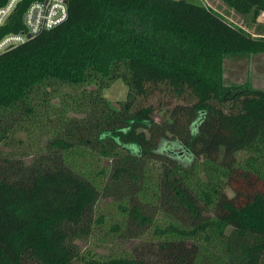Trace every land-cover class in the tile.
<instances>
[{"label":"trees","instance_id":"1","mask_svg":"<svg viewBox=\"0 0 264 264\" xmlns=\"http://www.w3.org/2000/svg\"><path fill=\"white\" fill-rule=\"evenodd\" d=\"M69 3L0 53V264H264V88L225 78L264 33L195 0ZM107 179L124 189L101 210ZM94 228L136 243L83 249Z\"/></svg>","mask_w":264,"mask_h":264},{"label":"rangeland","instance_id":"2","mask_svg":"<svg viewBox=\"0 0 264 264\" xmlns=\"http://www.w3.org/2000/svg\"><path fill=\"white\" fill-rule=\"evenodd\" d=\"M200 2V0H195ZM215 3V1H214ZM213 5L216 12L221 14L230 22L235 25L242 27L243 29L252 32L255 35H260L264 33V13L256 18L252 12L241 13L227 5L225 2H220ZM215 9H212L215 11ZM225 78L228 83H241L247 80L251 81L253 85L259 88H264V53L254 54L251 56H233L228 57L225 61ZM128 92V86L121 80H116L111 86L104 89V95L117 106V103L121 100L126 99ZM159 119V116H156ZM3 150L7 151L5 147ZM32 156L24 159L26 162L32 161ZM124 186H119L116 183H111L108 179L104 182V189L100 200L97 202V206L102 210L104 206L109 205V203L115 198L119 197L123 192ZM229 194H232L231 189H227ZM122 197V196H121ZM99 210V208H98ZM103 231L108 232L107 229L110 226H102ZM102 229L98 228L92 230L91 234L82 233L77 238V243L82 246V248L90 247L96 249L100 252L117 253L119 250L124 248H129L132 244L136 243V239L128 240L127 237L123 239L120 236H115L111 234L108 239H103L101 232Z\"/></svg>","mask_w":264,"mask_h":264},{"label":"built area","instance_id":"3","mask_svg":"<svg viewBox=\"0 0 264 264\" xmlns=\"http://www.w3.org/2000/svg\"><path fill=\"white\" fill-rule=\"evenodd\" d=\"M24 1L27 4L22 14L23 26L0 36V53L26 42L42 31L60 25L69 16V0H4L0 4V29L12 20ZM200 1L210 9H215L214 1V4L222 2V0Z\"/></svg>","mask_w":264,"mask_h":264}]
</instances>
